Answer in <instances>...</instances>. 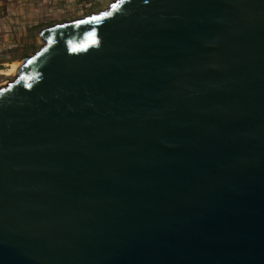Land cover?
Masks as SVG:
<instances>
[{"label":"water","instance_id":"1","mask_svg":"<svg viewBox=\"0 0 264 264\" xmlns=\"http://www.w3.org/2000/svg\"><path fill=\"white\" fill-rule=\"evenodd\" d=\"M40 37L0 87V264H264V0Z\"/></svg>","mask_w":264,"mask_h":264},{"label":"rangeland","instance_id":"2","mask_svg":"<svg viewBox=\"0 0 264 264\" xmlns=\"http://www.w3.org/2000/svg\"><path fill=\"white\" fill-rule=\"evenodd\" d=\"M115 0H0V69L44 45L40 31L105 10ZM17 76L0 74V87Z\"/></svg>","mask_w":264,"mask_h":264},{"label":"bare ground","instance_id":"3","mask_svg":"<svg viewBox=\"0 0 264 264\" xmlns=\"http://www.w3.org/2000/svg\"><path fill=\"white\" fill-rule=\"evenodd\" d=\"M23 62L21 60H14L8 64L7 68L0 69V74L6 76H17V70Z\"/></svg>","mask_w":264,"mask_h":264},{"label":"snow or ice","instance_id":"4","mask_svg":"<svg viewBox=\"0 0 264 264\" xmlns=\"http://www.w3.org/2000/svg\"><path fill=\"white\" fill-rule=\"evenodd\" d=\"M81 23H83V21H82ZM49 43H51V40H49ZM74 50H75V49H74Z\"/></svg>","mask_w":264,"mask_h":264}]
</instances>
